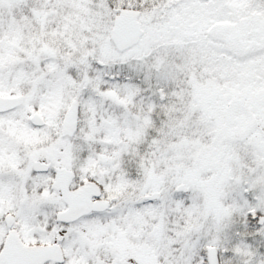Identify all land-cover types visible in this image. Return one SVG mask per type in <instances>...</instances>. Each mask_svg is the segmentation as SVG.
<instances>
[{"label": "snow or ice", "instance_id": "snow-or-ice-1", "mask_svg": "<svg viewBox=\"0 0 264 264\" xmlns=\"http://www.w3.org/2000/svg\"><path fill=\"white\" fill-rule=\"evenodd\" d=\"M0 264H264V0H0Z\"/></svg>", "mask_w": 264, "mask_h": 264}]
</instances>
